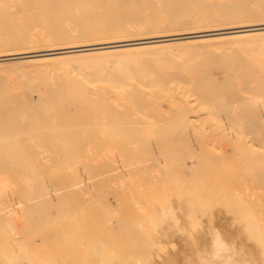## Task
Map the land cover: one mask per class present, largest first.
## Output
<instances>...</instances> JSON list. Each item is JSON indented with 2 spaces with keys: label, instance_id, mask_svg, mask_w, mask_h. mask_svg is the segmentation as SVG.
Returning <instances> with one entry per match:
<instances>
[{
  "label": "bare ground",
  "instance_id": "1",
  "mask_svg": "<svg viewBox=\"0 0 264 264\" xmlns=\"http://www.w3.org/2000/svg\"><path fill=\"white\" fill-rule=\"evenodd\" d=\"M203 3L0 0V264H130L129 258L136 256L150 261L154 245L149 244L146 217L155 215L161 205L181 207L188 201L215 207L214 226L259 260V251L247 241L244 229L264 247V222L246 198L250 193L245 197L241 185L231 188V175L245 177L249 170L264 190V167L258 166L261 162L254 153L257 148L264 150V102H258L264 98V0H253V7L211 2L208 10L201 9ZM225 43L250 50V63L242 59L238 66V56L237 66L232 64L236 68L229 63L233 71L225 70L228 60L223 56L225 61L218 63L220 55L212 49ZM177 48L186 51L176 52ZM203 60L208 63L199 62ZM173 62L181 67L166 71ZM212 63L226 74L224 81ZM151 64L159 67L157 76L138 66ZM172 76L188 92H198L208 101L211 108L203 109H209L213 118L202 133L192 125L195 102L187 94L179 99L176 116L160 119L158 126L134 115L152 106L140 86L165 91ZM237 76L246 83L244 90L240 84L242 93H259L254 95L259 96L254 101L258 106L233 95ZM221 116L226 117L225 124ZM150 130L161 132L146 133ZM107 131L117 134L107 141L103 134ZM206 140L234 148L227 145L228 151L218 152L213 145L216 148L208 150L203 148L210 145ZM198 141L209 145L201 148ZM115 152L120 155L114 156ZM126 158L140 159L134 166L141 167L145 177L153 170L158 175L164 171L182 189L173 196L162 183V193L151 190L146 201L138 197L142 202L125 182L133 191L125 187L134 204L130 199L128 205V197L118 203L123 194L113 199L115 207L120 213L122 207L133 206L131 211L138 213L120 216L112 205L113 196L100 199L95 195L97 184L90 180L100 181L108 173L120 182L130 174L117 171V163ZM94 159L101 164L95 165ZM144 159L150 164H143ZM105 178L101 184L109 180ZM144 185L137 184L140 191ZM179 218L184 222L183 216ZM169 240L177 251L170 250L163 264H184L194 254L184 238L169 233ZM207 244L202 235L201 247ZM153 264H161L155 254Z\"/></svg>",
  "mask_w": 264,
  "mask_h": 264
},
{
  "label": "rangeland",
  "instance_id": "2",
  "mask_svg": "<svg viewBox=\"0 0 264 264\" xmlns=\"http://www.w3.org/2000/svg\"><path fill=\"white\" fill-rule=\"evenodd\" d=\"M201 1H203L204 3H203V5H202V10H208V9H210L211 8V2H215L216 4H218V3H222V4H224V5H226V3L227 2H229L230 4L229 5H233V6H236L237 4H240V5H247L248 7H253V0H247L246 1V4L243 2V1H241V0H201ZM171 4V3H170ZM195 6V8H199V5L198 6H196V5H194ZM194 8V9H195ZM229 46H228V45ZM230 44L231 43H225V44H223V46H219V48L217 47V48H212V49H215V50H213V52L214 53H216L217 55L219 54L220 56L219 57H221V61H219L220 59H219V57H216V59L218 60H216V59H214V61H217L218 63L219 62H221L222 63V59H223V56H224V59L225 60H228V61H226V63H228V64H226V69L225 68H223V69H225V70H227V71H231L232 70V68L231 69H229L231 66L233 67V70H234V68H236L235 66H237V63H238V56H239V58L241 59V61L239 62L240 64H238V66L240 65V67L243 65V64H241L243 61H242V59L243 60H245V63H247V62H249L252 58H251V55L249 54V53H251L252 54V52L250 51V50H245L246 48H243L244 46L243 45H240V44H234V45H231V46H233V48L230 46ZM225 45V46H224ZM235 46H238V47H235ZM240 46H241V48H240ZM243 46V47H242ZM239 48H240V50H239ZM245 50V51H244ZM185 52L186 51V49H184V48H177L176 49V52ZM249 51V52H248ZM201 53H204L203 51H200ZM225 53V54H224ZM237 53V54H236ZM255 53V52H254ZM253 53V54H254ZM221 54H223V55H221ZM229 54V55H228ZM231 54V55H230ZM225 55H228V56H230V59L228 58V56H225ZM226 58H228V59H226ZM231 58L233 59L231 62H230V60H231ZM245 58V59H244ZM223 59V60H224ZM224 60V61H225ZM13 61V63H20V61H22V60H11L10 62H12ZM223 61V62H224ZM199 62H205V63H208L207 61H205V60H203V61H199ZM231 64V66H230V64ZM234 63V64H233ZM250 63V62H249ZM235 65V66H233V65ZM176 65V66H175ZM215 67H214V66ZM229 65V66H228ZM246 65V64H245ZM244 65V66H245ZM138 66H142V67H146V68H148L150 71H152V72H154V75H158L159 73H160V70L158 69L159 67L157 66V65H153V64H151V65H138ZM211 66H213L214 67V69H215V73H216V75H217V77L220 79V81H224L225 80V76H226V74H223L221 71L219 72V69H218V67L215 65V63H212V65ZM141 67V68H142ZM165 67H167V69L168 70H166V71H169L170 69L169 68H172L173 70H177L178 68H180L181 67V64H178V63H170V64H167ZM169 67V68H168ZM210 67V66H209ZM217 69V70H216ZM232 70V71H233ZM162 72V71H161ZM223 75V76H222ZM225 75V76H224ZM195 76L196 77H199V78H202L201 77V75L200 74H195ZM224 78V79H223ZM239 80H242V78L240 79V77L238 78V76L234 79V81L235 82H232L233 83V85H235L236 83L237 84H239V85H237V87H236V85H235V87L238 89H234V91L235 92H233V95L234 96H238V98H239V100H243V101H245V102H247L248 101V103L250 104V105H257L258 106V104L261 102V101H263L264 102V98H260L259 96V93L258 94H256L257 92H255V94L253 93V92H251L250 90H249V93H251V94H249L248 93V90H247V88H246V90H247V93H246V91L245 92H243L242 93V89L244 90L245 88V84L246 83H244V80H242V83H238V82H240ZM237 81V82H236ZM166 83L168 84V88H169V90H168V88H167V90H165V91H163V90H161L159 87H157V86H154V87H146V86H140V88L142 89V94H144V99H146V98H148L150 101H152V106H149V108L147 109H143V110H137V115L136 114H134L135 116H136V118L138 119V121H139V119H141V120H144V121H146L147 123H145V124H155V125H157L158 126V122L160 121V119H163V118H166V119H169V118H171V117H174V116H176V113L178 112V106H179V102H180V98L182 99L183 97H184V95H188V97H189V99L190 100H192L193 102H195V103H193L194 104V112L191 114V115H193V116H195V117H193L192 118V120H193V123H192V125L194 124V126H195V128L197 127L198 128V130L196 131V132H198V134H200V133H202L203 132V130H202V128H205V127H207V126H209V121L211 120V118H213V116L209 113V109L208 110H206V111H208V112H205V110L204 109H206L207 108V106L209 107V103H208V101L204 98H202V96L198 93V92H194V91H187V87L184 85V84H182L181 82H179L176 78H175V76L173 77H171V80L169 79H167L166 80ZM242 84H244V85H241ZM13 86V88H15V90H17L16 89V86H15V84H12ZM17 85V84H16ZM243 87V88H241V90H239L240 88L239 87ZM11 87V88H12ZM234 87V88H235ZM180 88V89H179ZM223 87H221V89H222ZM224 89V88H223ZM159 90V91H158ZM240 92V93H239ZM242 93V94H241ZM252 93H253V95H252ZM246 95H247V97H246ZM257 96V95H259L258 97H259V100H258V102L259 103H256V104H254V101L255 102H257V99H258V97H255V96ZM171 97V98H170ZM244 98V99H246V100H244V99H242V98ZM261 97H263V96H261ZM252 98H254V99H252ZM256 99V100H255ZM242 101V102H243ZM262 102V103H263ZM207 103V104H206ZM247 103V104H248ZM158 108V109H157ZM204 108V109H203ZM209 108H211V107H209ZM263 109V108H262ZM159 110V111H158ZM155 111V112H154ZM204 111V112H203ZM145 112V113H144ZM154 112V113H153ZM158 112V113H157ZM157 113V114H156ZM221 113V112H220ZM220 113H215L217 116L218 115H220ZM148 114V115H147ZM156 116H155V115ZM154 115V116H153ZM170 115H172V116H170ZM211 115V116H210ZM162 118H161V117ZM147 118H148V120H147ZM154 118V119H153ZM220 120H221V123H223V124H225L226 122H227V120H225L226 119V117L225 116H221L220 118H219ZM152 121V122H151ZM165 121V120H164ZM162 123V125H163V121L161 122ZM200 124V125H199ZM154 125V126H155ZM203 126V127H202ZM158 132L160 133L161 131H155V130H150V131H147L146 133H148V134H150V135H154V134H158ZM236 132V131H235ZM108 133V134H107ZM103 134H106L107 135V141H109V139L108 138H113V136L115 135V134H117L116 132H114V131H107V132H103ZM247 138V137H246ZM151 141H153L152 143H154V144H157L158 142H157V140L156 139H153V140H151ZM200 141H201V139H200ZM200 141H198V144H199V146H201V148L203 147V145H209V147H207V146H204L203 148H205L206 147V149H210V150H212V149H214V147L216 146L217 147V151L218 152H220L221 151V149H222V151L223 150H226L227 149V151L231 148V150L234 148V145L233 146H231V145H228V146H231L230 148L227 146V145H225L224 144V146L222 147V145L223 144H221V143H211L209 140H208V142H207V140H206V143H209V144H205V142H204V144H203V142H200ZM220 146H219V145ZM213 145H215V146H213ZM236 145V144H235ZM107 146V145H106ZM215 147V148H216ZM250 147L251 146H249L248 148H249V152L251 153L252 151H250ZM107 148V147H106ZM105 148V149H106ZM221 148V149H220ZM224 148H226V149H224ZM220 149V150H219ZM252 149V148H251ZM259 148H257L256 149V151L254 152V153H256V155L258 156L257 158H259V160L256 158V156L253 158L252 156V159H254L255 160V165L256 164H258V162H261L260 164H258V166H262L263 165V167H264V154H262V152L264 153V150L262 149V151H261V149H260V151L258 150ZM116 153V154H115ZM113 155L115 156L116 155V157L117 156H119L120 154V152H115ZM253 152H252V154H254ZM251 154V155H252ZM262 155V156H261ZM156 157H158L157 155H155ZM260 158H261V160H260ZM130 158H126L124 161H123V163H121L120 161L117 163L118 164V166H117V171H121V173H120V175L122 174V173H127V172H130V174L128 175V176H125V177H123V180H120V182H119V180H118V182H114V181H116V180H113V179H111V178H109V174H108V176H106L107 174H105L104 176H102L101 178L103 179V180H106V178L105 177H108L109 178V180H107V181H104L105 183L104 184H101L102 182L101 181H103L99 176H97V179H99L100 178V181H98L96 178V180H97V182L94 180V178L92 177V176H88V177H90V179L91 178H93V179H91L90 180V182L92 181V182H95L97 185H95V183H93L95 186H96V188H95V192H97V193H95V195L96 196H98V197H100V199H106V196H107V194L108 195H110L111 194V196H110V198L113 196V198H112V205H114V208H115V210H116V213H118V208L119 207H117V209H116V207H115V204H117L116 203V201H114L113 199H119L118 197L120 196V197H122V195H123V197H122V199L123 200H121V201H118V203H120L121 204V202H125V199L128 197L129 198V200H128V205L129 206H131L129 203V201H130V199L132 200L131 201V203H133L134 204V202H133V194L136 196L137 195V198L135 197V199L138 201L141 197H142V199L144 198L145 199V201H146V197L145 196H147L148 194H150V191L152 190V192L154 191H156V192H158V191H160V193H162V189H161V187H162V183H163V185L165 184H167V186L169 187H167L166 186V192L167 193H172L173 194V196L174 195H176V193L179 191V190H181L180 189V187H179V185H178V183H177V179H175V178H173L171 175L170 176H165L166 175V172L164 173V171L162 172V173H160L159 175L157 174V172L155 171V170H153V171H151L150 173H152V176H146L147 177V179H146V177H145V171H142L140 168L139 169H137L135 166H138V164L137 163H139L140 164V159L138 160L137 158H135V159H137V160H135L134 162H132L131 160H129ZM95 160V159H94ZM120 160H123V159H120ZM143 160V159H142ZM145 160V159H144ZM256 160H258V162H256ZM131 161V162H130ZM262 161H263V163H262ZM95 162H97L95 165H100L101 164V162L98 160V159H96L95 161H94V163ZM135 163V164H134ZM143 164H150V161H143L142 162ZM231 163H232V160H231ZM117 164H115V165H117ZM128 164V165H127ZM130 164V165H129ZM123 165V166H122ZM135 165V166H134ZM121 166H122V168H121ZM167 166H168V164H167ZM118 167H120V168H118ZM124 167V168H123ZM246 167V166H245ZM244 167V168H245ZM244 168H241V169H244ZM122 169V170H121ZM123 170H125V172L123 171ZM123 171V172H122ZM243 171V170H242ZM119 173V172H118ZM246 174L244 175L245 177H239V176H234V175H231V188H235V187H237V186H239V185H241V189L244 191V196L246 197V196H248L249 195V193H250V195L248 196V197H251V199L250 198H248V197H246L251 203L250 204H252V206L256 209V211L258 212V214H260V216L262 217V219H263V222H264V190H262V189H260V188H258L257 186V184L254 182V178H253V172H251V171H247L246 170V172H245ZM156 174H157V177H156ZM189 174V173H188ZM155 175V178H157V180H155L154 179V176ZM186 175V174H185ZM249 175V176H248ZM95 176V175H94ZM143 176V177H142ZM159 176V177H158ZM163 176V177H162ZM189 176V175H188ZM187 176V177H188ZM166 177V178H165ZM186 177H184V179H185ZM242 178V179H241ZM113 180V181H111V180ZM122 179V178H121ZM133 179V180H132ZM241 179V180H240ZM247 179V180H246ZM94 180V181H93ZM147 180V181H146ZM161 180V181H160ZM168 182V183H166V182ZM240 181V182H239ZM89 182V183H90ZM91 182V183H92ZM101 182V183H100ZM109 182H111V183H109ZM127 184H129L128 186L131 188V189H133V191L135 192H133L129 187H126L127 185H126V183ZM148 182V184H146ZM157 182V185L155 184ZM117 183V184H116ZM123 183V184H122ZM124 183H125V185H124ZM139 183V186H142V183L144 184L145 183V185H146V187H142V189H143V191H140V188L141 187H139V186H137V184ZM140 183H141V185H140ZM244 183V184H243ZM149 184H151V185H149ZM152 184L153 185H155L154 187L152 186ZM135 186V187H132V186ZM147 185H149V186H152V189H150L151 187H149V186H147ZM254 185H255V187H254ZM98 186V187H97ZM116 186V187H115ZM176 186V187H175ZM243 186V187H242ZM125 187H126V189L128 188L131 192H133V194H131V196L129 195V193H130V191L128 192V191H126V189H125ZM147 187H149V192L147 193L146 191H148L147 190ZM159 187H160V189H159ZM245 187V188H244ZM247 187V188H246ZM252 187H254V190L255 191H257V192H253V190H252ZM138 188V189H137ZM146 188V189H145ZM154 188V189H153ZM247 189V192L248 193H246V190H244V189ZM249 188V189H248ZM124 189H125V192H124ZM252 191H251V190ZM139 190V191H138ZM145 191V192H144ZM174 191V192H173ZM250 191V192H249ZM155 192V193H156ZM164 192V191H163ZM127 193H128V196H127ZM137 193V194H136ZM142 193V194H141ZM140 194L142 195V196H140ZM146 194V195H145ZM157 194V193H156ZM171 194V195H172ZM248 194V195H247ZM256 194V195H255ZM261 194V195H260ZM253 196V197H252ZM108 197V196H107ZM138 197H140V198H138ZM139 200V201H142L143 202V200ZM135 200V201H136ZM93 201H94V199H93ZM93 201H91L90 203H92ZM136 201V202H137ZM144 201V202H145ZM94 203V202H93ZM127 203V202H126ZM122 204H125V203H122ZM92 206L93 205H95V206H93V208H96V203H94V204H91ZM128 205H126L125 204V206H128ZM91 206V207H92ZM124 206V205H123ZM133 207V206H132ZM132 207H129V211L128 210H125L126 209V207L124 208V207H122V209H123V211H126V212H123L122 213V209L120 210V213H121V215H123V216H125L124 214H126V216L125 217H131V216H136V215H134L133 213H135V212H137V211H135V210H133V211H131L133 208ZM120 209V208H119ZM130 211L131 212H133V213H131V215L130 216H128V214H130ZM93 213H95L94 211H93ZM120 213H118L119 215H120ZM138 213V212H137ZM136 213V214H137ZM120 215V216H121ZM175 240H176V237H175ZM179 241H181V240H177V243H181V242H179ZM70 262V261H69Z\"/></svg>",
  "mask_w": 264,
  "mask_h": 264
},
{
  "label": "clouds",
  "instance_id": "3",
  "mask_svg": "<svg viewBox=\"0 0 264 264\" xmlns=\"http://www.w3.org/2000/svg\"><path fill=\"white\" fill-rule=\"evenodd\" d=\"M215 209L211 204L200 201H188L182 203L181 207H174L172 203L161 205L155 215L146 217L147 231L151 234L148 237L149 244L154 245L151 260L149 261L146 256L130 257V264H153L154 254L163 264L170 250L177 251V245L169 240V233L184 238L186 245L193 250L194 254L186 257L184 264H261L264 261V255H261L264 253L261 241L244 229L247 241L255 244L259 251L257 260L245 246L238 247L236 241L227 240L220 229L214 226ZM180 216L184 217V222ZM202 235L208 240V244L203 248L200 245ZM166 240L167 243L164 242Z\"/></svg>",
  "mask_w": 264,
  "mask_h": 264
}]
</instances>
